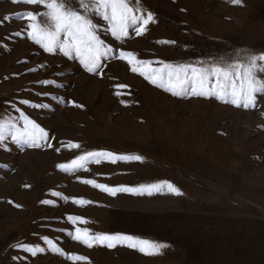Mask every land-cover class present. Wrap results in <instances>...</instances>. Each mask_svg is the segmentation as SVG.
Wrapping results in <instances>:
<instances>
[{"label":"rangeland","instance_id":"rangeland-1","mask_svg":"<svg viewBox=\"0 0 264 264\" xmlns=\"http://www.w3.org/2000/svg\"><path fill=\"white\" fill-rule=\"evenodd\" d=\"M141 3L155 18L143 35L130 29L118 41L95 21L114 54L89 73L78 58L45 52L28 38L27 20L17 14L44 11L41 5L0 0V122L20 129L23 112L48 134L40 147L14 142L10 133L0 146V264H264V96L249 109L215 97L173 96L131 71L136 60L150 62L142 66L148 73L161 61L223 67L264 52V0ZM121 51L135 54L132 64ZM87 152L144 159L59 167ZM84 180L111 188L168 181L183 195L166 187L111 195ZM85 228L168 247L154 255L122 244L89 248L74 239ZM43 237L68 257L87 260L66 259ZM18 244L44 251L33 256Z\"/></svg>","mask_w":264,"mask_h":264},{"label":"snow or ice","instance_id":"snow-or-ice-1","mask_svg":"<svg viewBox=\"0 0 264 264\" xmlns=\"http://www.w3.org/2000/svg\"><path fill=\"white\" fill-rule=\"evenodd\" d=\"M22 2L28 5H41L45 9L36 13L26 11L17 14L18 18L27 20L28 38L43 48L45 52L54 53L58 49L66 57L78 58L89 73H97L102 67L101 61L114 54L113 48L101 39L99 32L102 26L95 22L96 20H102L104 31L110 33L118 41H123L124 38L128 37L130 29L137 36H140L147 31V26L150 23H155L152 12L148 11L145 14L141 0H22ZM232 3L239 5L242 0H232ZM5 19H8V17H5ZM15 35H20V33L17 32ZM158 43L170 44L174 41H158ZM119 58H131L128 59V63L132 64L135 60V54L121 51ZM149 63V61L136 60L131 71L139 72L146 80L165 91L171 92L173 96L191 94L198 97H215L224 103L245 109L254 108L257 104V96H264V52L259 54L249 52L245 59L237 60L223 67L215 64L210 67H196L193 64L172 65L161 61L162 66L160 68L152 69L146 73L142 70V66ZM213 79L214 83L212 82ZM41 83L50 84L53 82L45 80ZM120 87L125 86L120 85ZM116 94L119 95L120 93ZM21 103L33 108L48 107L45 104H31L28 100H23ZM76 106L81 107V105ZM20 119L24 121V125L20 129H17L16 125L12 124L10 120L0 122V146L4 145L10 133L11 140L14 142L22 140L30 147H40L39 141L47 140L48 134L23 112H20ZM70 147L79 148L80 146L70 144ZM101 158H108L112 163L117 161L142 162L144 159L140 155L87 152L73 160L70 165L61 164L59 167L64 171H69L75 168H83L84 164L90 160L99 163ZM83 182L111 195H116L117 192L152 195L154 191L159 192L165 187L177 196L183 195L177 187L168 181L140 185L139 188H111L105 184L96 183L95 180H84ZM53 195L59 196L60 193H53ZM75 202L79 204L89 203L85 200ZM43 203H51V201H43ZM68 219L73 222L82 221L87 223L81 217L69 216ZM80 233L81 230L77 229L74 239L89 248L94 243L106 244L109 248L122 244L137 249L146 255H154L159 254L162 248L168 247L166 244H159L129 235L102 233L90 235L87 228L83 230V236ZM43 239L49 245L51 251L64 255L66 259L73 261L87 260L86 257L79 255L68 257L48 237H43ZM17 246L33 256L37 252L44 251L39 246L35 248L27 244H18Z\"/></svg>","mask_w":264,"mask_h":264}]
</instances>
